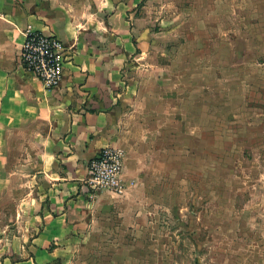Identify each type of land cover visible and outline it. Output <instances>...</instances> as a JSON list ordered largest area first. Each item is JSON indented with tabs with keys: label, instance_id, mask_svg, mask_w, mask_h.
Returning <instances> with one entry per match:
<instances>
[{
	"label": "rangeland",
	"instance_id": "1",
	"mask_svg": "<svg viewBox=\"0 0 264 264\" xmlns=\"http://www.w3.org/2000/svg\"><path fill=\"white\" fill-rule=\"evenodd\" d=\"M142 6L135 35L152 36L122 76L152 152L125 169L122 197L102 191L110 197L94 199L87 230L37 261L264 264V0ZM11 179L0 184V264L32 256L36 235Z\"/></svg>",
	"mask_w": 264,
	"mask_h": 264
},
{
	"label": "crops",
	"instance_id": "2",
	"mask_svg": "<svg viewBox=\"0 0 264 264\" xmlns=\"http://www.w3.org/2000/svg\"><path fill=\"white\" fill-rule=\"evenodd\" d=\"M145 1L0 0V184L5 190L18 177L20 209L34 220L26 230L36 232L32 256L21 264H39L37 253L47 262L52 244L62 247L87 230L94 199L110 197L90 193L84 183L87 162L102 148L124 155L118 197L133 183L124 180L125 169L152 152L143 111L122 76L128 58L152 36L135 35ZM27 31L53 35L65 47L62 80L53 90L20 65Z\"/></svg>",
	"mask_w": 264,
	"mask_h": 264
},
{
	"label": "built area",
	"instance_id": "3",
	"mask_svg": "<svg viewBox=\"0 0 264 264\" xmlns=\"http://www.w3.org/2000/svg\"><path fill=\"white\" fill-rule=\"evenodd\" d=\"M19 62L23 69L36 77L45 90H53L60 84L66 61L65 47L53 35L27 31L19 50ZM124 155L115 147L102 148L87 162L84 183L89 192L122 193Z\"/></svg>",
	"mask_w": 264,
	"mask_h": 264
}]
</instances>
